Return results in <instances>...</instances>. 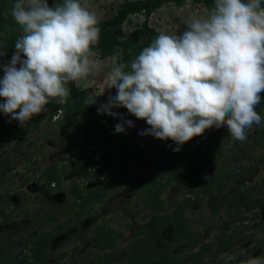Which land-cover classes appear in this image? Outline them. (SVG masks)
I'll use <instances>...</instances> for the list:
<instances>
[{"label":"clouds","instance_id":"1","mask_svg":"<svg viewBox=\"0 0 264 264\" xmlns=\"http://www.w3.org/2000/svg\"><path fill=\"white\" fill-rule=\"evenodd\" d=\"M264 0H214L204 18H194L182 35L160 33L129 64L121 49L110 57L107 89L116 96L98 109L116 117L126 108L150 127L141 135L172 140L173 151L206 129L226 126L233 140L247 139L246 130L260 125L255 110L264 92ZM11 16L23 35L11 61L2 65L0 112L23 126L56 98L64 103L70 82L100 70L94 59L100 40L99 19L80 0H16ZM0 47V56L6 55ZM25 57L26 59H22ZM95 92L86 104L96 102ZM115 126L125 131L124 120ZM227 260H235L228 255ZM244 264H264V256Z\"/></svg>","mask_w":264,"mask_h":264},{"label":"rangeland","instance_id":"2","mask_svg":"<svg viewBox=\"0 0 264 264\" xmlns=\"http://www.w3.org/2000/svg\"><path fill=\"white\" fill-rule=\"evenodd\" d=\"M59 1L48 0V3L51 7ZM125 1L133 0H81V3H86L89 11L95 13L99 20H106L112 18ZM208 12L209 10L203 4L189 2L178 6L169 3L152 14L149 25L159 33L182 35L194 18H204ZM144 19L143 15L130 16L128 23L124 25L125 37L135 32ZM94 59L99 63L100 70L76 84L88 95L95 92L96 97L104 96L108 99L109 96H113L114 92V88L107 89L106 77L112 67L110 57H102L97 52ZM0 74L4 76L2 67H0ZM4 102V99L0 98V104ZM55 102L60 103L59 98H56ZM112 111L117 113L116 117L101 114L105 118L96 122L93 115L72 116L64 121L63 125L59 122L62 119L60 113V116L52 121L43 122L41 129L37 132L30 130L27 133H22L20 125L15 123L9 126L14 130L13 134H10L6 139L3 134L0 135V169H2L0 190L4 191L7 187L11 190L13 204L11 211L15 217L9 223H0V248L2 244L15 240L14 246L7 248L9 252L15 253L19 250L21 239L24 238L23 242H27L30 240L29 235L40 231L41 227L33 225L34 215L53 213L62 216L72 213L71 203L66 200L71 181L75 178L81 180L80 168L83 163H88L86 161H89L92 150L97 151H95V159L91 161V164L89 163L90 168H94V165L103 156H108L111 152L109 149L112 148L115 155L111 166L115 167L113 173L120 178V181L113 186L111 194L105 201L96 206V216H88L81 222H77L69 232L53 242L51 249L56 252L57 256H63L62 262L65 264H118L125 257L126 251L134 239L132 228L138 229L140 226H146L155 217L148 210L146 203H142L140 206L136 205L142 200V192H136L135 189L157 171L156 162L175 142L170 139L158 140L151 135H141L140 133L150 126L146 121L137 119L126 108H114ZM44 112L35 117H42ZM257 113L262 117V123L253 125L252 128L246 130V140L228 142L229 139L226 137L227 155L215 161L206 157V164L193 175L182 176L174 182V185L165 190L163 199L168 209L174 201H181L192 195L193 191L189 187L191 177L198 180L213 178L222 170L226 172L240 167L242 164L256 169L257 172L249 180L248 185H257L254 192L257 197L264 195V144H261L260 137L256 136L258 131L264 129V109ZM9 117L0 112V127L2 121ZM121 117L131 121L133 126L128 127L127 124H124L125 131L116 133L115 126L123 123ZM80 125L85 128L92 127L103 139L96 146L89 147L91 151H82L81 148H78L73 152L71 149L76 141L70 136V133L73 130L78 131ZM4 129L3 126L1 130L4 131ZM210 129H206L202 136L195 138L206 137L204 142L208 141V138L213 139L217 134L222 135L223 131L224 133L228 131L222 126L212 130L209 134L207 131ZM62 134L63 137H61ZM191 145L199 148V145L194 142ZM192 146L184 148L180 155L181 159L190 158L195 162L202 157L199 155L200 151L195 150L197 148H191ZM204 146L205 143H203ZM136 155H139L140 158L135 159ZM127 159H135V162L129 168H124L123 164L127 163ZM54 163L59 166L58 170L64 190H53L44 182L39 181V176L45 167ZM105 176L108 177L109 174L106 172ZM101 184L102 181H90L88 186ZM234 189H238L237 185ZM230 193L229 189L222 195L214 193L188 210L187 216L191 228L199 233L194 241L186 247L188 252L192 247L197 250L203 243L215 242V252H218L220 258L224 256L221 253L222 247L233 231L236 234L238 232V238L245 241L244 245L240 247L243 249L242 252L247 248L254 247L257 240L264 237V212L257 210L254 213L245 208L236 223H232L227 217L225 200ZM21 211L25 212L17 216ZM136 211L137 213L133 214ZM257 213L260 214L255 219L254 216ZM28 214L31 215L28 216ZM99 224L105 225L107 229L114 232L124 234L117 238L113 248L100 249L97 247L100 236L96 227ZM172 235L173 229L168 227L162 238L170 240ZM7 255L8 253H0V258L5 259ZM259 256H264L262 250L255 251L253 254V257ZM215 258L216 256H214Z\"/></svg>","mask_w":264,"mask_h":264},{"label":"trees","instance_id":"3","mask_svg":"<svg viewBox=\"0 0 264 264\" xmlns=\"http://www.w3.org/2000/svg\"><path fill=\"white\" fill-rule=\"evenodd\" d=\"M15 2L16 0H0V47L7 53L4 56H0V66L11 60L15 52L14 44L23 35L11 16V9ZM62 2L63 0H60L57 4H62ZM189 2L203 4L209 11L214 6V0L125 1L112 18L99 20L100 40L94 51L99 52L102 57H111L117 49H121V61L130 65L131 61L139 55L143 48L149 46L160 34L149 25L152 14L169 3L183 6ZM262 7H264V3H262ZM132 15H143L145 19L135 32L125 37L124 25L128 23ZM22 59L26 58L22 57ZM2 78L3 76L0 74V79ZM68 87L70 96L64 103H57L53 99L46 106L42 117L34 116L23 126L19 121L11 120V117L6 118L2 121L0 135L3 134L5 139L8 138L10 134L14 133V130L10 129L9 126L15 123L20 125L22 133H27L30 130L37 132L41 129L43 122L52 121L54 118L59 117L60 113L62 114V119L59 120L61 125L72 116L93 115L96 122L105 118L104 115L98 112V109L101 105L108 103L106 97H97L94 104H86L85 100L89 97L86 91L80 90L76 82H70ZM116 94L117 90L114 88L113 97ZM260 95L261 103L255 109L257 112L264 109V92H261ZM3 126L5 127L4 131L1 130ZM79 128L78 131L73 130L70 133V136L76 141L71 148L73 152L78 148H81L82 151H91L89 147L96 146L103 141L92 127L88 126L85 128L80 125ZM224 128L227 127L224 126ZM214 129L216 128L213 127L207 133L210 134ZM63 136L62 134L61 137ZM256 136L260 137L261 144H264V129L258 131ZM226 137L229 139L228 142L235 141L228 131L225 133L223 131L222 135L217 134L213 139L210 140L208 138V141L204 142L203 140L206 137H193L184 145L179 146V151H173L177 147L175 143L165 150L161 158L156 162L157 171L145 183H141L135 189L136 192H142V200L137 202L136 205L140 206L142 203H146L148 210L155 217L146 226H140L138 229L132 228L134 239L130 243L125 257L118 264H244L248 258L253 257L255 251L262 250L264 254V237L257 240L254 247L247 248L242 252L243 249L240 247L244 245L245 241L238 238L237 234L239 233L237 232L236 234L235 231L227 237V241L221 250L223 254L235 255L236 258L233 261L227 260L225 255L219 258L218 252H215V242L203 243L197 250L190 247V252L186 250V247L199 235L197 231H193L191 228L187 212L192 206L201 203L204 198L214 193L222 195L227 189L230 190L231 193L225 200V206L227 217L232 223L238 222L245 208L249 211L252 210L254 213L257 210L264 212V195L257 197L254 194L255 186L257 185H248V181L257 172L254 167L242 164L240 167L226 172L222 170L220 174L213 176V178L198 180L191 177L189 187L193 191L192 195L181 201H174L169 209L163 199V193L169 186L174 185V182L182 176L193 175L201 166L206 164V157L215 161L227 155ZM193 142L199 145V148L192 146ZM203 143H205L204 147ZM188 146L197 148L195 150L200 151L199 155H202V157L198 161L193 162L190 158H180L181 152ZM95 151L97 150L94 149L90 152L89 161H86L88 163H83L80 168L81 180L73 179L67 190L68 196L66 200L71 203L72 213H66L62 216L53 213L34 215L33 225H38L42 229L29 235L28 238L30 240L27 242H23L24 238L21 239L19 250L15 253L7 250L9 246H14L15 240L2 244L0 253H8V255L5 259L0 258V264H65L62 262L63 256H57L56 252L51 249L53 242L69 232L77 222H81L88 216H96V206L105 201L111 194L113 186L120 181V178L113 173L115 167L111 166L115 155L114 149L110 148L109 151L111 152L108 156H103L94 165V168H90L89 163L91 164V161L95 159ZM139 158V155L135 156V159ZM135 159H127V163H124L123 167L129 168L135 162ZM58 167L56 163L45 167L39 176V181L44 182L53 190H64ZM1 171L2 169H0ZM106 172L109 174L108 177L105 176ZM90 181H102V184L89 187L88 183ZM235 185H237L238 189H234ZM12 206L9 187L4 191L0 190V223H9L15 218L13 211H11ZM22 212L25 211L19 212L17 216ZM135 213L137 211L133 214ZM259 214H255L254 218L257 219ZM30 215L28 214V216ZM168 227H172L173 235L170 240H165L162 236ZM96 228L100 236L97 247L100 249L113 248L116 245L117 238L124 235L107 229L102 224L97 225ZM214 256H216L215 259Z\"/></svg>","mask_w":264,"mask_h":264},{"label":"flooded vegetation","instance_id":"4","mask_svg":"<svg viewBox=\"0 0 264 264\" xmlns=\"http://www.w3.org/2000/svg\"><path fill=\"white\" fill-rule=\"evenodd\" d=\"M249 182V181H248Z\"/></svg>","mask_w":264,"mask_h":264}]
</instances>
